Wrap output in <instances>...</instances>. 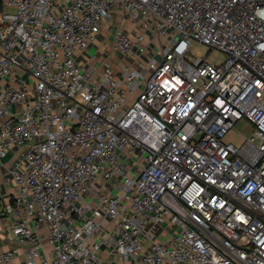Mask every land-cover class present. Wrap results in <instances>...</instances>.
<instances>
[{"label": "built area", "instance_id": "obj_1", "mask_svg": "<svg viewBox=\"0 0 264 264\" xmlns=\"http://www.w3.org/2000/svg\"><path fill=\"white\" fill-rule=\"evenodd\" d=\"M0 2L4 211L25 264H104V246L127 264H264V0ZM105 26L98 76L76 55Z\"/></svg>", "mask_w": 264, "mask_h": 264}, {"label": "crops", "instance_id": "obj_2", "mask_svg": "<svg viewBox=\"0 0 264 264\" xmlns=\"http://www.w3.org/2000/svg\"><path fill=\"white\" fill-rule=\"evenodd\" d=\"M125 24L128 31L132 30L133 25L130 22L127 21ZM113 38L112 32L105 26L97 39L90 45L89 49L82 54L76 55L85 69H93L98 76L101 75L103 65L111 55ZM12 156L13 152H9L5 158L0 160V253L7 250L18 249V254L14 257L12 263L25 264L24 260L27 257L25 249L18 246L12 239L9 231V227L13 223V218L6 215L4 211L5 202L11 197L13 192L12 184L8 179L12 167ZM148 231L151 238L160 241L168 240L176 233L175 228L170 224H151ZM100 256L104 264H127L123 256L111 247L108 248L104 246Z\"/></svg>", "mask_w": 264, "mask_h": 264}, {"label": "rangeland", "instance_id": "obj_3", "mask_svg": "<svg viewBox=\"0 0 264 264\" xmlns=\"http://www.w3.org/2000/svg\"><path fill=\"white\" fill-rule=\"evenodd\" d=\"M14 7H7V11L14 12ZM160 38L158 37L157 40ZM157 47L159 45L156 44ZM192 57H203L206 58L212 64H220L225 61L226 54L218 49H210L204 44H197L191 48ZM160 57H162L160 55ZM253 128L247 122H241L235 126V128L227 135V139L234 143L240 144L244 138H248L252 135Z\"/></svg>", "mask_w": 264, "mask_h": 264}, {"label": "trees", "instance_id": "obj_4", "mask_svg": "<svg viewBox=\"0 0 264 264\" xmlns=\"http://www.w3.org/2000/svg\"><path fill=\"white\" fill-rule=\"evenodd\" d=\"M0 9H2V4H1V2H0Z\"/></svg>", "mask_w": 264, "mask_h": 264}]
</instances>
